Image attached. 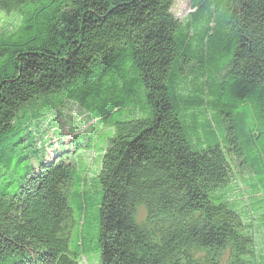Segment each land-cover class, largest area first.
<instances>
[{
  "label": "trees",
  "instance_id": "trees-1",
  "mask_svg": "<svg viewBox=\"0 0 264 264\" xmlns=\"http://www.w3.org/2000/svg\"><path fill=\"white\" fill-rule=\"evenodd\" d=\"M174 2L0 0L17 18L0 33V264H264V0H191L185 19ZM224 16L235 46L207 89ZM67 101L107 130L45 158L27 123Z\"/></svg>",
  "mask_w": 264,
  "mask_h": 264
},
{
  "label": "rangeland",
  "instance_id": "rangeland-1",
  "mask_svg": "<svg viewBox=\"0 0 264 264\" xmlns=\"http://www.w3.org/2000/svg\"><path fill=\"white\" fill-rule=\"evenodd\" d=\"M190 4L191 0H175L173 12L181 19H185L191 12ZM16 21V17L9 14L0 13V33L12 29ZM203 29L204 26L201 27L200 33L203 32ZM214 38L215 39L209 46L208 53L210 59L208 64H206L205 78L203 80L198 78V81L200 83L203 82L207 89H211L216 83V71H218V69H220L223 64L230 61L233 53V47L235 46V38L231 37L230 27H228V24L226 23L225 16L222 17L221 21L218 23L217 34ZM217 40H222L224 46L223 49L220 50L214 47L213 43H215ZM190 55L194 60H199L201 57V50L197 47L194 49V51H190ZM200 69L201 67H199L197 74L200 72ZM43 100L44 98L39 99L30 106L33 107L36 105L39 108V106L42 105L41 102ZM206 111V117L213 119V124L217 130L218 139L221 140L224 133L222 115L211 110ZM118 116L124 117V114L119 113ZM189 117L192 118L193 115L190 114ZM189 117L188 122L190 123L192 119ZM202 118V113L199 111L198 120H201ZM193 123L194 121H192L191 125ZM98 124H101L102 128H100ZM27 126L31 128V133L34 136V148L36 147L37 150L45 156V158L54 157L56 151L58 150V146H60V144L69 145L72 141H74L76 134L86 133L90 130H94L96 132L100 130L104 132V130H107L106 124L97 122L96 119L90 117V114L84 108H82L78 103L72 101H67L65 107L61 111L52 109L48 115L36 118V120H33L31 123H27ZM215 142H217V140L213 139L211 143ZM83 158L84 160L93 162L91 164L94 166H97L100 159L97 150H87L84 153ZM232 185L235 186L234 183ZM243 189L245 188H241V190ZM10 191H14V188L10 189ZM238 193L241 194V191L238 190ZM82 251L84 252V256L86 258V264H101L99 250L92 251L91 255H88V253L84 250Z\"/></svg>",
  "mask_w": 264,
  "mask_h": 264
}]
</instances>
